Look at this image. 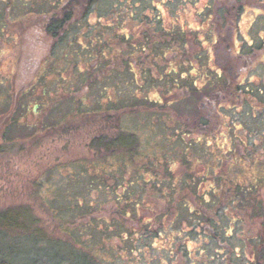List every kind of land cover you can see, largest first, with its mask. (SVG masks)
Instances as JSON below:
<instances>
[{"label": "flooded vegetation", "instance_id": "flooded-vegetation-1", "mask_svg": "<svg viewBox=\"0 0 264 264\" xmlns=\"http://www.w3.org/2000/svg\"><path fill=\"white\" fill-rule=\"evenodd\" d=\"M1 1L10 7L17 0ZM20 1L24 3L22 15L27 18L28 14L27 26L38 37L47 34L54 40L58 34L63 38L72 18L74 25L86 20L87 28H107L112 38L111 23L93 15L96 0H51L50 13L37 14L38 18H31L34 9L27 10L26 5L36 0ZM153 1L156 15H144L149 19L141 27L142 34L149 32L150 21L162 28L150 32V40L132 43L140 52L117 60L122 45L112 49L108 40L97 36L85 42V31H81L76 41L83 49L92 46L94 59L90 64H77L72 78L58 77V72L59 86L64 90L66 81L99 80L117 63L118 69L129 66L136 82L151 79L148 91L154 96L141 92L130 101L131 106L119 105L120 97L105 89V105L75 111L80 116L86 114L93 125L88 132L93 136V163L88 167L92 184L98 182L101 172H111V177L115 173V177L147 175L146 182L160 171L168 179L184 176L188 194L185 210L194 234L191 239L204 236V242L213 245L212 251L233 262L234 242L251 246L255 254L254 245L261 235L258 223L264 220V0H158V6ZM50 14L58 19L52 22ZM167 25L171 26L165 30ZM38 37L33 36L36 43L41 40ZM130 38L125 35V40ZM50 56L40 65L45 68L30 89L51 80L46 71L54 59ZM159 67L164 68L161 74ZM149 75L157 80L170 78L171 84L154 83ZM42 76H47V81L40 80ZM33 92L29 91L32 96L27 108L38 115L45 113L50 107L44 106L50 101L45 97L48 89ZM141 101L157 106L148 107ZM122 116L136 118V127L115 122ZM78 128L79 124L73 129ZM184 157L186 165L178 166L177 161H184ZM123 186L114 188L113 197L96 207L92 217L99 220L98 225L166 221L162 213L149 210L151 215L143 217L135 212L136 208L145 210L146 204L131 203L130 192ZM128 232L126 228L123 238H129ZM260 243L264 247V239Z\"/></svg>", "mask_w": 264, "mask_h": 264}, {"label": "rangeland", "instance_id": "rangeland-1", "mask_svg": "<svg viewBox=\"0 0 264 264\" xmlns=\"http://www.w3.org/2000/svg\"><path fill=\"white\" fill-rule=\"evenodd\" d=\"M50 1L26 3L27 10L34 9L31 18L50 13V3H54ZM154 1L158 6V0ZM22 4L17 0L9 7V3L0 2V215L10 212L14 215L11 228L0 226V264H250L249 260H253L252 264H264V247L260 243L264 239V220L258 223L261 235L254 245L255 254L250 251L251 246L234 242L233 262L212 251L213 245L205 243L204 236L191 239L194 234L185 210L184 176L168 179L160 171L146 182L147 175L130 173L115 177V173L111 177V172H101L98 182L92 184L88 167L93 163L90 150L93 136L88 132L93 125L84 117L86 114L80 116L75 111L105 105V89L120 97L119 105L131 106L130 101L141 92L149 93L152 81L147 78L136 82L129 66L118 69V63L99 80L66 81L64 90L58 77L72 78L77 73V64L93 61L95 49H90L92 46L83 49L76 41L81 31H85V42L97 36L108 40L112 49L122 45V55L117 60L140 52L131 47L132 43L150 40V32L162 28L150 21L149 32L142 34L141 27L149 19L144 15L149 12L151 17L156 15L152 0H96L93 15H99L105 24L111 23V39L107 28H87L86 20L74 25L72 18L63 38L58 34L54 40L47 34L38 37L27 26L28 14L27 18L22 15ZM50 16L52 22L58 19L53 14ZM170 26H165V30ZM128 34L131 38L125 40ZM33 36L41 40L36 43ZM50 54L49 58L54 59L46 71L51 80L30 89L35 77L45 68L40 65ZM158 69L161 74L164 68ZM149 76L154 83L171 84L170 78L161 76L157 80ZM46 78L42 76L40 80L47 81ZM44 88L48 89L45 97L50 100L44 106L50 107L43 114L32 113L27 108L32 96L29 91L34 94L33 91L39 93ZM141 102L148 107L157 106L149 101ZM118 118L115 122L127 123L129 128L138 123L136 118ZM78 124V131L74 130ZM177 163L185 166V157ZM119 185L130 192L131 203L146 204L148 210L136 208L135 212L143 217L151 215L150 211L162 213L166 221L146 225L113 221L98 225L99 220L92 217L96 207L112 198L113 189ZM261 201L264 202V193ZM104 214L102 211L101 215ZM126 228L129 238H123Z\"/></svg>", "mask_w": 264, "mask_h": 264}, {"label": "trees", "instance_id": "trees-1", "mask_svg": "<svg viewBox=\"0 0 264 264\" xmlns=\"http://www.w3.org/2000/svg\"><path fill=\"white\" fill-rule=\"evenodd\" d=\"M14 218L13 213H8L7 215H0V222L2 223V225H0L1 227H7V228H11L9 225L11 224L10 221H12Z\"/></svg>", "mask_w": 264, "mask_h": 264}]
</instances>
